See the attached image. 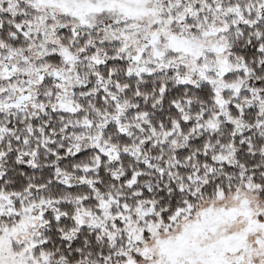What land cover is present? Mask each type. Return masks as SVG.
I'll return each mask as SVG.
<instances>
[{"label": "snow or ice", "instance_id": "snow-or-ice-1", "mask_svg": "<svg viewBox=\"0 0 264 264\" xmlns=\"http://www.w3.org/2000/svg\"><path fill=\"white\" fill-rule=\"evenodd\" d=\"M0 264H264V0H0Z\"/></svg>", "mask_w": 264, "mask_h": 264}]
</instances>
